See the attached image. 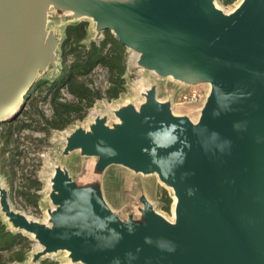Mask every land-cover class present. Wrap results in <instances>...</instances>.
Returning <instances> with one entry per match:
<instances>
[{"label": "water", "instance_id": "95a60500", "mask_svg": "<svg viewBox=\"0 0 264 264\" xmlns=\"http://www.w3.org/2000/svg\"><path fill=\"white\" fill-rule=\"evenodd\" d=\"M0 0V123L20 115L39 73L56 66L52 8L90 18L137 53L138 63L185 84L207 83L197 117L144 91L115 122L96 116L66 136L64 152L157 175L173 191L175 218L142 198L141 221L121 218L99 184H78L57 165L48 222L14 210L6 218L68 264H264V0ZM195 113V112H194ZM194 115V114H193ZM89 126V128H88Z\"/></svg>", "mask_w": 264, "mask_h": 264}, {"label": "rangeland", "instance_id": "374dc122", "mask_svg": "<svg viewBox=\"0 0 264 264\" xmlns=\"http://www.w3.org/2000/svg\"><path fill=\"white\" fill-rule=\"evenodd\" d=\"M216 1L225 10L234 5L232 0L226 3L222 0ZM80 22L86 24L85 37L78 43L84 49H89L93 44L100 43L111 34L107 32L110 30L97 33L95 22L90 18L77 19L69 12L52 8L48 30L50 34H55L59 39L56 49V66L51 65L39 73L36 79L39 85L33 92L31 91L29 96L32 98V102H26L20 113V118L30 122L31 126L17 131L18 147L14 143L9 147L5 146L7 127L0 124V189H5L8 192V202L14 210L40 222H48L49 210L54 206L49 197V179L55 167L59 165L65 167L78 184L90 185L97 181L103 199L123 219L132 216L136 221H141L140 208L143 205L142 198L145 196L158 213L168 220H173L175 218L173 215V191L165 186L157 175L136 173L119 164L108 165L98 172L97 156L84 155L79 150L70 153L64 152L66 136L77 126L87 125L96 116L104 115L109 124L114 123L116 116L113 112L116 108L124 103L139 107L145 98L143 92L151 86H155L159 99L170 102L174 111L189 114V110L194 109V115L190 114L197 117L198 109L203 105L209 92V85L207 83L185 84L171 77L159 76L142 67L138 63L137 53L127 47L123 54L124 57H122L125 71L122 76L123 83L119 96L112 99L106 96V90L111 85L110 74L105 66L98 63L81 78L87 81L92 88L99 90L102 95L96 98L91 105L85 106L81 110L80 113H83V117L75 116L67 126L45 131L43 129L45 123H38L41 120L39 113L42 112L41 114L45 117L52 115V94L48 89L52 84H58L65 79L68 65L74 56L72 53L66 57L63 56L62 45L68 28L76 26ZM109 44L110 42L107 47ZM66 49H69V44ZM59 98L63 102L74 100L73 95L65 86L61 87ZM27 111H29L28 114H26ZM12 153L18 160V163L15 162L13 165L14 172L11 170L8 160ZM23 189L31 190L33 194L37 195V201L29 202L24 194L20 193ZM0 215L10 230L22 233L31 241L27 249V258L19 264H40L44 258H52L62 264L69 263V255L66 250L37 259L35 254L40 250L39 242L34 240L32 235L12 225L5 216L1 200Z\"/></svg>", "mask_w": 264, "mask_h": 264}, {"label": "trees", "instance_id": "16d2710c", "mask_svg": "<svg viewBox=\"0 0 264 264\" xmlns=\"http://www.w3.org/2000/svg\"><path fill=\"white\" fill-rule=\"evenodd\" d=\"M222 1L226 3L230 0ZM85 25L83 22H80L76 26H70L67 30V35L62 45V54L66 57L69 53H72L74 58L68 65L65 79L58 84H52L48 89L52 94V115L45 117L39 111L41 120L38 123H45L43 126L45 131H49L51 128H63L67 126L75 116H79V118L83 117V113H80L81 110L85 106L91 105L96 98L102 95L99 90L92 88L87 81L81 78V76L87 74L96 64L100 63L105 66L110 74L111 85L106 90V96L111 99L116 98L121 92L123 83L122 76L125 71V64L122 57H124L123 54H125L124 52L127 46L120 43L111 31H107L111 33L110 36L104 38L98 44H93L89 49H84L78 43L85 37ZM108 42L110 44L107 47ZM68 44L69 49L67 50L66 47ZM38 85L35 82L32 87V92ZM63 86L73 95L74 100L71 102H63L60 100L59 93ZM31 102L32 98L29 97L27 103ZM28 113L29 111L26 112V114ZM0 124L7 127L6 138L4 139L6 147H9L12 143L17 146V131L31 126V123L24 119L22 120L20 115L11 121L1 122ZM15 156L12 153L8 158L10 168L13 172V165L15 162L18 163L17 157ZM20 193L24 194L29 202L35 203L37 201V195L33 194L31 190L23 189ZM30 243L31 241L26 236H23L22 233H16L10 230L0 215V264H19V262L24 261L27 258V249ZM40 264L62 263L52 258H44Z\"/></svg>", "mask_w": 264, "mask_h": 264}, {"label": "bare ground", "instance_id": "6f19581e", "mask_svg": "<svg viewBox=\"0 0 264 264\" xmlns=\"http://www.w3.org/2000/svg\"><path fill=\"white\" fill-rule=\"evenodd\" d=\"M216 4H217V2H216ZM217 6L219 7V5L217 4ZM134 52V51H133ZM176 201H177V198L175 197V203H174V205H173V215L175 216L176 214H175V205H176Z\"/></svg>", "mask_w": 264, "mask_h": 264}, {"label": "built area", "instance_id": "2783aa9c", "mask_svg": "<svg viewBox=\"0 0 264 264\" xmlns=\"http://www.w3.org/2000/svg\"><path fill=\"white\" fill-rule=\"evenodd\" d=\"M233 1V3H235L237 0H232Z\"/></svg>", "mask_w": 264, "mask_h": 264}]
</instances>
